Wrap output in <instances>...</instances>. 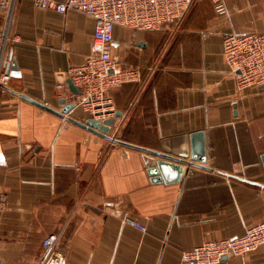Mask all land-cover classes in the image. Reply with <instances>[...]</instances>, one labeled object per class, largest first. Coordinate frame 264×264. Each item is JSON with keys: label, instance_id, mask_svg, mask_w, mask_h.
Returning <instances> with one entry per match:
<instances>
[{"label": "crops", "instance_id": "1", "mask_svg": "<svg viewBox=\"0 0 264 264\" xmlns=\"http://www.w3.org/2000/svg\"><path fill=\"white\" fill-rule=\"evenodd\" d=\"M224 2L223 15L196 3L177 28L114 29L112 56L140 81L110 94L122 113L110 136L156 152L170 141L190 156L192 135H204L206 168L185 167L173 185L152 182L149 154L22 98L55 111L69 102L70 71L91 54L95 21L18 3L6 56L20 76L0 93V264H35L51 234H61L66 264H183L205 242L264 222V86L238 91L222 54L225 36L264 33V0ZM6 15L0 10V54ZM70 115L92 117L80 107ZM222 264H264V247Z\"/></svg>", "mask_w": 264, "mask_h": 264}, {"label": "built area", "instance_id": "2", "mask_svg": "<svg viewBox=\"0 0 264 264\" xmlns=\"http://www.w3.org/2000/svg\"><path fill=\"white\" fill-rule=\"evenodd\" d=\"M21 0H0V10L7 12V26L3 34L0 54V93L10 83L4 70L11 36L9 23ZM41 11L66 15L78 11L95 21L91 54L86 62L70 71V80L80 95L69 92V102L91 113V118L105 120L114 117L115 109L110 94L120 87L140 81V73L133 67H124L112 56L114 29L121 26L135 32H159L177 28L189 10L198 2L214 4L217 14L226 13L224 0H26ZM15 40V38H14ZM222 54L237 90L264 86V33L231 34L224 38ZM65 86H58L64 91ZM7 204L0 199V207ZM129 225L142 233L147 227L126 217ZM61 234H51L43 241V254L35 264H66L60 250ZM264 247V222L246 229L242 237L205 242L183 254V264H222L224 259L246 257Z\"/></svg>", "mask_w": 264, "mask_h": 264}, {"label": "water", "instance_id": "3", "mask_svg": "<svg viewBox=\"0 0 264 264\" xmlns=\"http://www.w3.org/2000/svg\"><path fill=\"white\" fill-rule=\"evenodd\" d=\"M6 65V71L11 77H19L18 67L15 60H13L12 55L10 54L8 57ZM68 89L69 91L79 96L81 93L76 87L73 85L72 81H68ZM23 99L28 100L29 102L49 111L50 113L60 117L61 119H65L66 121L81 127L94 135H97L103 139H107L113 143L118 145L128 147L131 149H135L141 151L143 153L149 154L152 158H155L157 161L154 163L148 173L153 178V183H164L166 185L178 184L182 181V178L185 174V167L188 168H200L205 169L202 165L207 162V151L206 145L204 142L203 133H199L196 135H192L191 137V145L192 152L189 156L186 150L172 152L170 149V141H164L161 146L160 151H150L144 148H140L134 145L127 144L125 142L119 141L113 137H110L111 130L116 124V120L121 118L122 113L119 111H115L114 117L105 119V120H96L94 118H90L84 122L77 121L71 117V112L74 111L77 106L75 103H68L66 99L61 101L62 109L60 111H55L48 107H45L26 96H22ZM190 159V160H189ZM262 161L264 164V156L262 157Z\"/></svg>", "mask_w": 264, "mask_h": 264}, {"label": "trees", "instance_id": "4", "mask_svg": "<svg viewBox=\"0 0 264 264\" xmlns=\"http://www.w3.org/2000/svg\"><path fill=\"white\" fill-rule=\"evenodd\" d=\"M120 141V140H119ZM123 142V141H122Z\"/></svg>", "mask_w": 264, "mask_h": 264}, {"label": "rangeland", "instance_id": "5", "mask_svg": "<svg viewBox=\"0 0 264 264\" xmlns=\"http://www.w3.org/2000/svg\"><path fill=\"white\" fill-rule=\"evenodd\" d=\"M111 137V136H110Z\"/></svg>", "mask_w": 264, "mask_h": 264}]
</instances>
